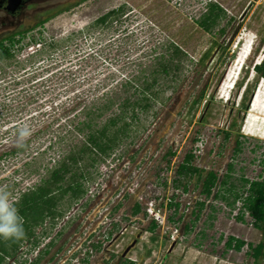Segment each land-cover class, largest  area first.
Returning <instances> with one entry per match:
<instances>
[{"label":"rangeland","instance_id":"rangeland-1","mask_svg":"<svg viewBox=\"0 0 264 264\" xmlns=\"http://www.w3.org/2000/svg\"><path fill=\"white\" fill-rule=\"evenodd\" d=\"M210 2L222 7L225 16L205 32L197 21ZM111 10L119 13L104 25H92ZM35 15L45 22L33 24V16L26 17L25 26L14 31L33 25L22 35L15 34L18 43L4 42L12 55L0 60V188L24 217L26 233L15 250L9 246L17 241L0 239V245L14 251L0 264H30L49 256L54 261L55 247L67 243L86 212L96 213L90 223L101 219V227L113 228L109 249L118 253L138 231L131 257L145 256L142 264H256L251 248L264 241V232L253 226L247 212L244 222L237 220L239 202L230 208L223 200L209 198L212 208L202 211L193 229L179 230L193 219L195 202L203 194L196 177L179 178L175 170L192 152V164L203 174L230 173L229 181L236 186L241 175L249 182L264 179V78L248 94L244 113L239 110L242 90L246 82L250 85L253 72L242 87L235 85L245 66L258 63L264 53V0H77ZM172 44L181 46L187 56L178 71L166 76L158 63L172 58ZM154 77L157 82L150 91L155 92V101L147 109L134 108L138 119L136 114L132 119L131 104L124 105L126 97L133 101L141 94L136 89ZM130 82L137 86L128 88ZM204 89L203 101L189 122L184 117L188 104ZM112 98L113 105L94 119L92 128L107 124L108 134L114 135L121 122L135 121L132 132L121 134L122 140L101 154L83 142L96 134L84 127L85 112ZM124 112L123 120L111 124L110 119ZM225 131L230 132L227 139ZM236 139L241 147L237 153ZM81 144L85 152H80ZM70 149L75 160L68 163L75 177L66 175L63 185H71L64 195L63 187L50 181L59 161L64 156L68 161ZM228 164H233L232 172ZM125 187L130 196H124V202L119 194L113 198ZM247 187L239 189L244 196ZM230 235L252 246L227 250ZM174 236L178 240L168 251ZM105 237L98 231L92 237L98 242L91 246H99ZM77 258L64 263L74 264Z\"/></svg>","mask_w":264,"mask_h":264},{"label":"trees","instance_id":"trees-1","mask_svg":"<svg viewBox=\"0 0 264 264\" xmlns=\"http://www.w3.org/2000/svg\"><path fill=\"white\" fill-rule=\"evenodd\" d=\"M118 11L119 10H117V11L111 10V11H108V12L102 14L101 16H99L94 21V23L92 25L93 26H96V25L101 26V25L106 24L108 22V20L111 17H113L114 14L119 13ZM223 16H225V11L223 10V8L220 7L215 2H210L207 4V9L203 13L201 18L197 21V24L200 28H202L203 31L211 32L215 28V26L217 25L218 20ZM45 20H46V18L41 19L37 23L43 24L45 22ZM29 28H31V26ZM29 28H27L26 30H28ZM26 30L19 31L17 34L22 35ZM224 31H225V28L220 29V32H224ZM15 34L16 33H12L11 35L0 38V60L11 57L12 54L10 51V46L6 45L4 42L8 41L9 44H11V46L15 43H18L20 41V39L19 38L15 39L14 38ZM170 47L173 49V54H174L172 56V58L169 59V61H166L165 59H163V61H160V63H158L160 66V73H163L166 76H168L170 74L171 70H174V71L177 70L178 71L181 68V64H180L181 59L183 57L187 56L186 51H184L181 48V46L176 45V44H172V46H170ZM209 52L210 51L208 49L202 54V56L199 59L200 64H202L204 62V60L208 57ZM244 69H245L244 74L241 76V79L238 82H236V84H235L237 89L242 87L243 82L246 79H248L250 71L253 72V75H252V79L250 81V85L248 84V82H246L243 86L242 99H241L240 105H239V110H242L243 113L246 112V110L248 109V104H249L248 101L250 100V95L252 94L254 87L256 86V84L258 83V81L261 78H264V53H263V55H262V57L258 63H255L251 67L245 66ZM171 78L175 79V77H171ZM156 82H157V77H154L153 80L151 81V83H147V82L145 83L146 85L143 86L144 88L142 87L140 89H136V91L138 90L139 92H141V94L138 97L133 98V101H131V102L128 101L127 97H126L124 102H127V103H124V105H125V107H127L128 105L131 104V108H132L131 118L132 119H134L135 114H136L135 118L138 119L137 113H134V111H133L134 108L138 107L139 109L144 110V109L149 108L152 105V103L155 101L156 94H155V92L150 91V89L153 86V84ZM132 86H137V84L133 82V83L129 84L127 87L130 88ZM205 92H206V89L202 90L199 95H197L195 98H193L189 102L187 111L184 115V117L187 118V120L189 122L192 121V119L194 118V114H195L196 109L201 105L203 98L205 96ZM248 94H250V95H248ZM128 103H130V104H128ZM112 105H113V98L109 99L107 101V103L97 106L93 110L88 109L87 112H85L86 120L83 123L84 127L91 129L92 126H94L93 125L94 119L102 117L105 114V112L108 109H110V107ZM124 115H126V112L121 113V115L118 114L117 115L118 117H116L114 119L113 118L110 119L111 124L115 123V121H117V119L123 120ZM241 120H242V118H241ZM134 121H130V123L126 122V121H123V122L120 121L122 124L119 125V128H117V130H116L118 134H114V135H113V133H111L110 135L108 134L107 124L103 125L101 127V129H99V130L92 128L91 130H94V132L96 134L95 135H94V133L90 134L87 137V139H84L83 142L87 146L91 145L92 147L97 148V150L101 154H108V152H110L113 149V143H116V141L120 142L122 140L121 134L128 135L129 132H132L131 126L133 125L132 122H134ZM78 129H80V128H78ZM229 136H230V132L225 131L224 137L227 139V138H229ZM83 142H82V144H83ZM82 144H81L82 148L80 149L81 150L80 152H85V151H83V145ZM239 150H241L240 142L236 139V148L234 149V151H235V153H237V152H239ZM12 151H14V150H12ZM73 152H74V150L72 151V149H70L69 155H67V157L69 158L68 161H65V159H66L65 156H64V159L62 161H59L60 166L58 168H56V170H54V175L52 177V180L50 181L51 184H53V185L62 186L63 187V193L62 194H64V195L70 191L69 190L70 186H68V185H71L70 183H68L65 186L63 185V182H65L64 180L67 179L66 175L70 174V177L72 180H74V177H75V175L73 173H71L70 166L68 163V162L75 160L72 157ZM169 154L174 155V152L169 150ZM193 159H194V154L192 152H188L185 154L182 162H180L178 164V166L175 170V173L178 175V177L179 178L185 177L186 179L188 178V180H190L193 177H196V181L198 182V184L200 185V188H201L200 192L202 194H204L205 197L208 199L210 198V196L213 192V189L216 188V192L214 193L213 199H220V200L225 201L226 204L230 208L234 207L235 203L239 201L241 204L239 210H241V211L237 215V220L244 222V218H243L244 213L247 212L248 215H250V217L252 218L253 226L255 228H257L258 230L264 232V179L253 180V181L249 182V180L247 178H245L243 175H241L239 177V184H238V186H236V184L234 182L229 181V179H230L229 174L230 173H227L225 175L223 174V175L219 176L216 172L209 170V171H206L205 174H203L202 169H200L199 167H196L195 165L192 164ZM50 169L52 170L53 167H50ZM227 169L229 172H232L234 170L233 164H228ZM176 181H177L176 179L173 180L174 183ZM246 185H248L247 195L244 196L243 195L244 193L239 192V189L244 188ZM30 188H32V187H29L28 189H30ZM182 189L184 191H186L187 190V184H185V186ZM50 193L51 192L48 191V194H50ZM55 203L49 204V205H55ZM204 205H205V203L201 202V201H199L197 203L198 213L203 210V208L205 207ZM209 206L211 207V205H209ZM177 207H178V205H177ZM135 212H137V210L134 211V213ZM22 213L25 214V211H22ZM185 226L186 225H184V228H185ZM2 243H4V242L2 241ZM5 243H7V242H5ZM17 243H18V241L16 243H13L11 246H9V248H11L12 250L13 249L15 250ZM245 244L248 247L252 246V244L246 243L243 239H240L238 237H234L232 235L228 236L226 241H225V247L227 250H234L237 252L240 251L241 248ZM251 249H252V256H254L255 259H257L256 264H260V258L262 257L263 250H264V241H260L255 246H253ZM11 252H14V251H8V250H6L5 247L0 245V263H1L2 259H5L6 256L4 257V255L7 253H11Z\"/></svg>","mask_w":264,"mask_h":264},{"label":"flooded vegetation","instance_id":"flooded-vegetation-1","mask_svg":"<svg viewBox=\"0 0 264 264\" xmlns=\"http://www.w3.org/2000/svg\"><path fill=\"white\" fill-rule=\"evenodd\" d=\"M76 1L77 0H20V3L15 8L8 9L9 0H0V38L5 37V35L3 34H5L7 32L6 30L8 29H9L8 31H10L8 35L12 33L17 34L19 31H21V30L19 31H14V30H17L25 26L24 23H25L26 17L33 16V19L35 21L33 24H36L39 21V18L38 17L36 18V15H35V12L37 11L38 12L46 11V10L56 11V10L65 8L69 6L70 4H72V2H76ZM37 8L39 10H37ZM40 18H41V15H40ZM33 24L27 26L26 29L32 26ZM26 29H23V30H26ZM1 34L3 36H1ZM128 190H129V187H127L126 189H122L120 192L119 191L116 192L114 190L115 192L113 194V198H115V196L119 194V196L121 197L120 199L122 201V199H124V196L126 197L130 196V194L127 195ZM202 196H203L202 199H198L195 202L194 211H192L191 213L193 215V219L189 221L188 223L184 224L186 225L185 228L183 226L186 232L191 231L193 229L194 224L200 218L202 211L207 206L209 207L210 203H208V198H206L204 194ZM199 201L204 202L205 207L203 208L201 212L198 213L197 203ZM86 213H82L80 215L81 219L79 218L76 223V226L78 225L77 229L72 231L71 235L68 234L67 243L63 244L61 242L62 244L58 243L59 246L55 247L56 252L54 254L55 255L54 257L58 258L59 260V258L64 255L61 259L60 264H65L66 261H69L74 255L78 256V258L75 259L74 264H137L139 260H140V264H142L141 262H143V259L145 256L139 257L137 254H135L134 258L131 257V250L133 249L132 247H134L135 243L140 237V234L138 233V231L135 232V235L131 241V243L134 242V245L131 246L129 250L123 255V253L125 252V249L131 243L129 245H126V247L120 253H118L117 251H113V249H109V246H111L113 243L111 242L113 241V233H111V230L113 228L106 229L105 227H101L100 223L103 222L101 219L98 220L97 224L95 222L90 223L92 219L95 220L96 213L95 212L93 213L86 212ZM181 218H182V214H179L176 217V220L179 222ZM100 230L103 231L106 236L105 237L106 239L104 240V242L106 244L110 243V245L105 246L106 244L104 242L103 243L100 242L99 246L93 248L91 244L93 242H98V241H93L92 237L94 236V234L98 233V231ZM66 238L67 236L64 238V240ZM174 238L175 236L171 239V243L174 241ZM169 248H168V251H171ZM58 253H59V257L56 256ZM56 258L54 261H57ZM54 261H53V257L49 256V257H46L34 263H32L33 260H31L30 264H54Z\"/></svg>","mask_w":264,"mask_h":264},{"label":"clouds","instance_id":"clouds-1","mask_svg":"<svg viewBox=\"0 0 264 264\" xmlns=\"http://www.w3.org/2000/svg\"><path fill=\"white\" fill-rule=\"evenodd\" d=\"M25 235L24 217L12 203L10 195L0 188V239L16 242Z\"/></svg>","mask_w":264,"mask_h":264},{"label":"water","instance_id":"water-1","mask_svg":"<svg viewBox=\"0 0 264 264\" xmlns=\"http://www.w3.org/2000/svg\"><path fill=\"white\" fill-rule=\"evenodd\" d=\"M20 3V0H9V4H8V9H13V8H15L18 4ZM216 192V188H214L213 189V192H212V194H211V196H210V200H212L213 199V197H214V193ZM183 226H184V224H183ZM181 229H183V227H181L179 230H181ZM179 234H180V231H179ZM178 240V237H176L175 239H174V241L171 243V245H170V250L173 248V246H174V244H175V242ZM134 245V242L133 243H131L126 249H125V252L123 253V255L129 250V248L131 247V246H133Z\"/></svg>","mask_w":264,"mask_h":264},{"label":"built area","instance_id":"built-area-1","mask_svg":"<svg viewBox=\"0 0 264 264\" xmlns=\"http://www.w3.org/2000/svg\"><path fill=\"white\" fill-rule=\"evenodd\" d=\"M239 202V201H238ZM240 203V202H239Z\"/></svg>","mask_w":264,"mask_h":264}]
</instances>
